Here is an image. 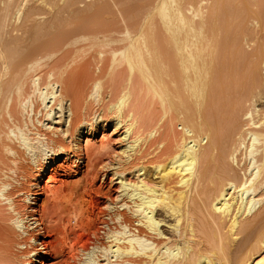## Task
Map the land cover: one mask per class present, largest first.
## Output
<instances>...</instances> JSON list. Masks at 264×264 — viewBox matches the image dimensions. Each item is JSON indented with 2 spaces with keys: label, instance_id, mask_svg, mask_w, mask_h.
Here are the masks:
<instances>
[{
  "label": "bare ground",
  "instance_id": "6f19581e",
  "mask_svg": "<svg viewBox=\"0 0 264 264\" xmlns=\"http://www.w3.org/2000/svg\"><path fill=\"white\" fill-rule=\"evenodd\" d=\"M59 1L0 0V186L10 184L6 196L7 201L12 202L0 201V264H42L40 255L46 254L52 246L39 241L50 234L57 242V264H264V0H234L229 6L222 3V8L219 4L202 8L203 0H179L177 7L173 8L175 1L172 0H148L137 12L136 18L131 16L134 18L132 24L129 25L123 18L126 21L119 20L123 23H118L116 19L118 25H124L119 28L116 25L117 29L112 27L113 30H103L104 26L102 30L100 27L92 29L94 26L90 24L91 29L88 26L83 28L86 27L83 26L86 11L82 12L78 7L77 10L84 15L83 20L81 14L73 10L78 13V16L74 13L75 17L81 18L82 22H78L80 25L83 23L79 26L82 29L77 28L78 24L75 26L78 31L73 24L68 26L76 33L64 30L67 26L62 33L60 28L56 30L59 33L54 31L55 25H63L66 19L65 16L61 20L64 22L59 24L57 17L53 24V18L59 15L57 13L51 21L47 20L56 33L49 32L52 29L49 26L45 30L47 33L32 30L29 26L32 31L26 30L21 37L15 38V34V37L7 39L5 30L8 31L6 23L9 19L18 23L21 17H25L33 22L44 11L52 9L50 7L54 8L53 4L60 6ZM79 1L82 3V0ZM220 1L218 3L221 4ZM62 2L66 5H61V8L70 5L73 8L78 0ZM59 10L63 12L58 7ZM184 12L190 13V16H185ZM96 13L94 11L93 14ZM119 14L116 11V16ZM99 15L94 18L98 20ZM155 15H159L163 25H166L164 29L172 34L177 27L175 21L182 22L181 30L185 36L181 37L185 43L173 39L175 46L170 51L148 46V42L154 44L157 40L146 34L158 27L156 22H152L157 17ZM90 17L87 20L90 21ZM211 18L218 22L212 23ZM15 31L18 33L17 29ZM218 33L224 35V40L234 50H231L234 59L230 61L233 64L227 67L230 69L232 64L233 71L223 82H243L240 90L236 86L239 91L236 92L234 87L232 93L231 89L233 95L227 94L228 91L223 94L227 95V99L226 109L220 114L221 124L218 123L221 128L218 126L217 130L216 124V132L215 128L212 131L213 119L207 117L202 120L194 112H190L187 120L178 119V115L176 121L182 124L178 125L182 131L181 138L170 142L173 147L168 151L167 158H163L164 164H154L150 171H146L145 166L135 162L140 153L136 150L137 135L145 132L147 138L157 144V149L161 148L157 126L167 111L164 110L157 124L143 123L137 106L128 104L139 94V81L149 71L145 59L157 58L156 95L162 106L166 101L170 104L173 100H169V96L175 99L174 94L179 92L177 81L186 79L188 82L189 73L197 77L205 67L206 61L199 59L200 55L189 60L188 46L194 45L198 52L204 42ZM83 45H88L87 49L84 47L85 52L82 50L84 53L81 51ZM56 47L63 50L60 56L57 54L60 49L57 48V51ZM93 48L100 50L92 53L91 60L80 61L81 65L76 66L82 54ZM106 48L109 50L106 51ZM107 54L109 60L105 58ZM107 60L109 66L117 67V71L119 67L124 68L121 72H126L125 78L121 74L124 80L117 90L119 98L114 106L117 111L108 123L121 132L119 139L125 144L120 150L123 160L106 167L119 185L118 203L111 208L108 206L105 211L98 209L95 213L96 204L87 185L84 191H87L88 200L84 195L79 200L73 199L71 190L74 189L68 188L71 191L69 195V190L65 193L64 180L58 178L61 169L56 161L62 158L66 163L76 158L82 165L90 154L84 152L81 142L89 141L99 124L102 130L107 126L105 116H90L87 109L89 99L99 94L101 81L96 75L98 79H94L96 82L93 81L92 90L87 86L90 92L86 87L80 90L78 79L83 77V80L91 82L94 75L90 78L89 74L76 73L90 67L101 71L99 65L106 67ZM145 78L148 85L154 87L148 77ZM217 96L214 93L205 96L204 102L211 106L208 109L213 111ZM229 96L233 98L228 100ZM196 103L195 107L202 102ZM212 111L209 110L210 116ZM29 141L37 153L41 151L42 141L55 148L56 153L39 166H34L24 151ZM105 147L103 145L100 149L107 154L109 146ZM34 173L35 176L32 175ZM31 175L34 182L29 181L32 180ZM127 175L134 180L127 181ZM41 190L48 195L50 201L47 202L52 206L49 205L50 210L32 207L37 205L36 192ZM29 197L30 203L27 202ZM85 200L88 206L84 204ZM122 211L133 219L136 227L126 222L128 218L124 220ZM17 214L35 219L27 235L22 236L11 225ZM93 217L108 218L101 221L103 229H96ZM100 230L104 244L99 241Z\"/></svg>",
  "mask_w": 264,
  "mask_h": 264
},
{
  "label": "rangeland",
  "instance_id": "374dc122",
  "mask_svg": "<svg viewBox=\"0 0 264 264\" xmlns=\"http://www.w3.org/2000/svg\"><path fill=\"white\" fill-rule=\"evenodd\" d=\"M74 1H76V0H74ZM145 1L144 0H90V1L89 0H82V3H81L78 0V2H80L79 4H78V2L77 3L75 2L78 5H76L73 2L74 3L73 4V8L72 7L70 8L71 5L70 6L67 5L69 7L68 8V7H64L67 4V1H65L66 4L64 5L63 4L64 1L62 2V0H61V1H59V4L58 3H56V4L64 5L63 8H61L62 7L61 5L58 6L59 9H62V11L65 8L63 12H60V10L58 11L57 5L53 4L54 8L53 7H50V8H52L54 10H52V9L49 10L48 9V10L44 11V13H42L43 16L41 15L42 17L41 16L36 17L37 19L35 18L36 20L34 19L33 22L31 20H26L25 17H21L22 19H20L21 21L19 20L20 22L18 21V23H16V22L14 23V21L12 19H9L8 22H7L8 24L6 23V28L8 27V31L5 28L6 29L5 31H6V34H7V35L6 34L5 35L7 36V39H8L10 37L12 38V36L17 34V35H15L17 37H15V36L14 37L18 38V36L21 37L22 32L24 33V32H26V30L28 32V31L31 30V28H32V30H40V32H41V30L42 31L44 30L43 32L47 33L46 32L47 31L46 28L49 26L47 24L48 21H51V18H53L54 15H58V14H59L58 16H55V18H53V19H55L53 24L56 23V18L57 17H59L57 19L59 20V24H60V23L64 22V21L61 22V20H64L65 16H66L65 22L63 23V25L60 24L59 25L60 27L58 26V24L55 25L56 29L53 28V25H52V27H50L51 26L50 25L49 27L52 28V29L49 32L52 31L51 33H56V32L59 33L56 30H59V28H60V33H62L61 31L67 26V29L65 28L64 30L68 31L70 29L72 31H69V32L76 33L75 31H78L79 29H82L80 27H81V25L83 23H81V25H80V22H82L81 18H82V20L84 18V15L81 14L84 11H86L85 12L86 13L85 16H87V18L85 17L86 20H83V22H85V24L83 26H86V27L82 26L83 28H87V26H88V28L91 29V27L94 26V28L92 27V29H95L97 27L98 28L99 27L103 28V26H104L103 30L104 29L106 30V28H109V30H111V29L113 30V28L116 25H118V23H123L121 21H126L127 20L126 22L129 25L132 24L134 22V18H132V17L133 16L137 17V15L140 12L141 8L144 7L145 3L148 2V0H145ZM172 1H175L174 3H172V8L173 7H177L176 5H178V3L180 2L179 0H172ZM203 1L204 2H202V8L203 7L204 8H208L212 4H213V6H216V5L219 4V5H221L220 7L222 8L224 4H225V6H229L232 2H234V0H221V1L219 0L221 2V4H220V3H218L219 1L217 2V0H213V1H211V0H203ZM262 1H261V3H262ZM87 3H89V4H87ZM214 3H217V4L214 5ZM222 3H223V5H222ZM227 3H229V4H227ZM235 3H236V1H235ZM203 4H204V6H203ZM193 6L196 7V5H193ZM78 7H79V10L81 9L80 10V11H82L81 13L77 10ZM119 7H121V8L119 9ZM209 8H212V6L209 7ZM71 9H72L73 12L71 11ZM73 9L77 10L78 13L81 14L80 15L81 18L77 17L78 18L77 19L75 17L76 14L78 16V13H76V11H74ZM96 9H100V11L99 10L97 11ZM88 10H90L89 11L90 13H88V15H87ZM101 10H103V12H101ZM119 10H121V12ZM50 11H53V12H50ZM55 11H58V12H55ZM94 11L98 12V13L93 14ZM116 11H117V14L121 13L119 15H121L123 17H121L119 15L116 16ZM118 11H119V13H118ZM66 12L67 13L68 12L71 13V14L69 13L70 16L72 15L71 18H68L69 15L65 14ZM220 12H221V10H220ZM48 13H49V15H48ZM60 13L64 14V15L62 14L63 18L61 17L62 15ZM74 13H76V14H74ZM99 13L101 15H99ZM134 13H135V15H134ZM184 13L187 14L186 12H184ZM217 14H219V13L217 12ZM95 15H99L100 17H98V16L97 17L100 20L98 18H97L98 20H96L95 19L96 17L94 18ZM219 15H218V17H219ZM45 16H47V18H45ZM88 16H92V17H90V19L92 18L94 21L91 22L92 19L90 21L87 20ZM155 16H157V15H155ZM185 16H190V13L185 15ZM215 16H217V15L215 14ZM74 17H75L76 20L74 19ZM23 18L26 21L24 20V22H23L22 21ZM122 18L126 19V20H122ZM154 18H153L152 22L153 21L156 22L155 26H158V27L155 28L156 31L152 32L153 34L151 32H148L146 34H148L147 36H149V37L150 36L151 37L152 36L155 37L157 40H155L156 41L154 43L155 45L152 44L153 42H148V46H151V48H152V46L153 47L154 46H158V48L160 50L165 49V50H169L170 51L171 47L175 46L174 42H173V39L177 38V39L181 40V42L185 41L181 37L183 35L185 36V34H183V31H182L183 30L182 29V27H183L182 26V22L177 21L178 19L177 20L175 19L176 20L175 22L177 23V27L175 28L176 23H174L173 28H175L176 31L175 32L173 31V34H172L171 32L166 31L164 29L166 27V25L165 24L163 25L159 15L157 17H154ZM212 18H215V17L212 16ZM212 18H211V20H212ZM116 19H117V21H116ZM215 19L218 20L217 17ZM10 20H11V22H10ZM58 20H57V23H58ZM78 20L80 22H78ZM101 20H103V21H101ZM119 20H121V21H119ZM213 20H212V23L216 24V22H218L216 20H214L215 21L214 22ZM39 21H40V23H38ZM45 21H46V23H45ZM67 21H69L68 22L69 24L67 23ZM87 21L89 22L88 24L86 23ZM115 21L118 22V23H116ZM27 22L30 23V24H28ZM41 23H43V24H41ZM101 23L104 24V25H102ZM105 23H106V25H105ZM23 24H25V28H24ZM49 24H51V22H49ZM71 24L74 25L75 31H73L74 29L72 27H71L72 29L68 27L69 25L71 26ZM77 24H78L77 28H79L78 30H77V28H75V26ZM89 24H90L91 27L89 26ZM20 25L21 26L23 25V26L21 27ZM123 25H118L117 28H119V27H121ZM18 26H20V27H18ZM29 26H31V28ZM42 26L43 27L45 26V27L42 29ZM105 26H107V27H105ZM33 27H35V28H33ZM19 28H20V30H19ZM50 28H48V29H50ZM102 28L100 30H102ZM14 29L15 30L17 29L18 33ZM53 29H55L54 31H56V32H54ZM22 30H24V31H22ZM11 31H13V33ZM43 32H41V33H43ZM8 33L9 34L12 33V34L9 35ZM22 35H24V34H22ZM223 37H224V35H221V33L220 34L219 33L216 34L212 39H210L207 42H204V44L201 47V50H199L198 52L195 50V46L194 45L190 44L188 46V48L186 50L188 52H190V54H191V57H189V60H192L193 58L197 59L198 56L200 55L199 59H203L204 58V60L206 61L205 67H204V69L202 71H200V74L197 77L195 75L189 73L190 74V76H189L190 80L188 82L186 81V79L183 80L181 78H180L181 80H179V81H183V82L177 81V84L179 83L178 84L179 85V89H178L179 92L174 94L175 99L172 96H169L171 98L169 100H171V101L173 100V102H172L173 104L171 102L169 104V101H166V104L164 106H162L161 102H160V99H159V96H157L158 94L156 95V93H157L156 92L157 91V85H155V81L157 79V64H158L157 63V58H155L154 54H152L153 58H155L156 60L155 59L154 60L153 59L149 60L147 58L145 59L146 66L149 68L148 69L149 71L146 72V75L143 76V79L141 78L142 81L139 79L140 80L139 81L140 87L139 86L138 87L140 88V90H139L140 92H139V94L137 93L133 97V99L129 101L128 104H129V106H131L132 104H135V106H137V109L139 110L138 113L140 114V117H141V122H143V123L144 122H148V123L150 122L152 124H155V123L157 124V122L160 120V117H162V115H164V112H165L164 110L167 111V113H166L165 117L163 118L162 122L160 124H158V126H157V128H158V138L157 139H159L158 143L162 144L161 148L157 149L158 148L157 144L154 143V140H150L149 138H147V135L144 134L145 132H141V133H139L141 135H139V134L137 135V140L138 139L139 140L141 139V140L137 141L138 144L136 143L137 144V149L136 150L137 151L139 150L140 153H139V155L136 156V159L139 160V161H137L135 159L136 160L135 162L136 163L138 162L137 164H139V165L145 166L146 171H150L151 167L154 164H158V163L162 164L163 163V158H165V159L167 158L168 151L170 152V149H172L171 147H173V146H171L172 145L171 143H173L174 140L177 141V140H179V138H181L182 131L180 130L178 125H182V124L180 122L179 123L177 122L178 119L187 120V116L190 117V115H191L190 112H194V113H196L195 116H200L202 118V120L204 118H207V117H210V120H211V118L213 119L212 122H211L212 123V125H211V130L212 131L215 128V132H216V124H217V127L218 126L220 127V125H219V124H221V121H220V118H221L220 116L221 115L220 114H222L224 109H226L225 108V101L227 99V95H223L224 92L228 91L227 94L230 93V95H231L232 93H234V87H235L236 92H237V91L240 90V87L243 85V82H240V81H235V82L232 81L233 84H231L230 81H228V82L224 81L223 82V79L225 77L229 76V72L233 71L232 70L233 62H230V61H231V59H232V61L234 59V53L232 52V51H234L233 47H232V45L230 46V43L228 44V42H226V40H224ZM182 40H184V41H182ZM58 47H60V46H58ZM58 47H56V50H57ZM82 47H81V51L84 49L85 45H83ZM87 47H88V45H86L85 48L87 49ZM64 48L66 49V47H63L62 49H64ZM69 48H67V49H69ZM225 48L227 49V52H226ZM71 49L73 50V48H71ZM86 49H84L83 51L85 52ZM94 49L95 48H93L91 51L87 50L85 54H82L83 51L82 52L79 51L80 52L79 56H81V54H82V57L84 56L83 57L84 59L82 57H80L79 60L77 61L79 64H77L76 66L81 65L82 62L84 63V62H87V61L91 60V58L93 56L92 53L93 52L96 53L98 50H100V48L99 49H95V50ZM58 50H57L58 51L57 54L60 56L63 53V52H61L63 50H61V48H58ZM107 50H109V49L106 48V51ZM248 50H251V48H248ZM65 51L66 50H64V52ZM88 51H89V53H87ZM90 55H91V57H90ZM209 55H210V57H209ZM106 56H108V58ZM106 56H105V58L109 60V54H107ZM207 56H208V58H207ZM108 60H107V62H108ZM80 61H82V62H80ZM109 63L110 62H108V64L107 63L106 64L109 66L110 65ZM230 63H232V64L230 66V69H228L227 67H229ZM199 64H201V61H199ZM102 65H105V63L102 64ZM107 65H105L106 67H104V68L101 66V64L99 65V67H101V71L102 72L100 71V69L99 70H97V68H96V70H95V68L93 69V67L92 68L90 67L89 69H84V70H81V71L77 70V72H76V73L79 72V74H81V75L89 74L90 78H92L90 75H92V74L94 75V76L92 75L93 76V80L91 82H89L87 80H83V77H82V79L81 78L78 79L77 87L80 90H83V88H85V87L87 89V86H88V89H90L94 85L93 81H95L98 78H99V81H101V83H100L101 87H100V90L98 92L99 94H97L96 97L89 99L88 105H87V109H88V113H89L90 116H93L92 114H96V115L100 114L101 116H103V118L105 116L106 120H107V122H106L107 126L102 130L101 129V124H99L97 126L96 131L94 132V134H92V136L89 137V141H85L84 140V141L81 142V146H82L84 152L86 151L88 154H90V156H88V158L85 159V161H84V163L82 165L78 164L76 158L71 159L69 161H66V163L64 162L65 159H62V158L61 159L59 158L58 161H56L57 162L56 165L61 169L60 171H58V173L60 174V176L58 178H61V179L64 180L65 193L67 194L66 191L69 190L68 188L74 189V190H71V191H73V195H72L73 199L74 198L75 199L78 198L77 200H79V197L81 195H84L83 197L88 200L89 198L86 196V192L87 191H84L85 190L84 186L87 185L88 187H90L89 193H90V195L93 198V202L96 204V208L97 209H95V211H94L95 213H98V211H97L98 209L100 211L101 210L105 211V210H107L108 206L111 208V207H113V205L118 203L117 196L119 195V192H120V189L118 187L119 185L116 183V180H114V178L112 177L111 171H109L106 167L108 165H112V164L118 162L121 159L123 160V158L121 157V154H120L121 153L120 150L124 148V144H125V142L123 143V141H121L119 139V135H120L121 132L114 130V128L111 126V124H108V123H109V119L112 118L113 116H115L114 114L117 111L116 108H114V106L117 103V99L119 98L118 97V94H119L118 91H119V88L121 86V83L123 82L124 78L126 77V76L124 77V73H126V72H124V71H123V73L121 72L124 68L120 69V67H119V69L117 71V69H116L117 67L116 68L115 67L113 68V66L107 67ZM111 68L113 70H111ZM97 71H99V72H97ZM116 71H117V73L119 72V74H117ZM90 72H92V73H90ZM237 72H239V71H237ZM98 73H99V75L101 77H99ZM101 74L102 75L104 74V76H102ZM114 74L117 75V76L115 77ZM121 74L123 75L124 78L121 76ZM81 75H79V77H81ZM96 75L98 76V78H97ZM145 77H148L147 80L152 82L151 86H154L156 88H154V87L151 88L148 85V83L144 80ZM90 78H89V80H91ZM237 82L239 83V85L237 84ZM91 83H93V84H91ZM229 83L231 85H228ZM236 86L239 88V90H237ZM92 88L90 90H92ZM88 89H87V92H90V90L88 91ZM231 89H232V93H231ZM208 93H214V94H216V96L218 94V96H219V98H218V96L216 97V98H218V100L217 99L215 100L216 101V102H214L215 105L213 104V107H212L213 111H212V109H208L211 106L209 107V105L204 102V98H205V96ZM178 96H179V98H178ZM134 98H135V100H134ZM232 98H233L232 96H231V98L229 96L228 100H230ZM136 99H137V101H136ZM167 100H168V97H167ZM222 100H224V101H222ZM198 101H199V104L202 102L201 103L202 105L201 104L197 105L196 106L197 108H196L195 105L197 104L196 102H198ZM218 101H219V103H217ZM216 103H217V105H216ZM196 109H198V110H196ZM209 110H210V112L212 111L211 116H210ZM214 111H215V113H214ZM216 112L219 113L218 116H217ZM203 113L204 114L207 113V114H209V116H206L207 114L204 115ZM215 115H216V117H215ZM176 117L178 119H176ZM165 118H166V120H165ZM148 120H150V121H148ZM219 127H218L217 130H219ZM102 144L107 146L105 148H108V146H109L110 150L108 149V152H110V153L107 152V154H106V152L104 153V151H102L100 149L103 146ZM99 150H100V152H99ZM98 158H100V159H98ZM138 158H140V159H138ZM165 159H164V161H165ZM94 160H95V162H94ZM96 161H97V163H96ZM110 163H112V164H110ZM91 166H94L95 169L94 168L92 169ZM91 170H95V171H91ZM32 175L35 176V173L32 174ZM33 176H32V180H29L30 182H34ZM126 178H127L126 179L127 181L129 180L131 182L134 180L133 178H131L130 175H127ZM71 191L69 190L70 193H68V195L71 194ZM34 192H36V191H34ZM36 194H37V196H36L35 199L37 201V205L32 206V207L36 208V209H41V207H45L46 208L45 210H47V209L50 210L49 207L51 205H50L49 202H47V200H48L47 196L48 195L42 190L41 191H37ZM80 200H81V198H80ZM48 201H50V200H48ZM80 202H82V201H80ZM83 202H84V199H83ZM84 204H86L88 206V202H86V200H85ZM122 212H121V214H123L125 216L124 220H126V218H128V220H126V222L128 221V222H130L131 226H135V224L132 223L133 219L131 220L129 215L127 217V214L125 215L126 212L125 213H124V211H122ZM56 213L59 214V211L56 210ZM102 219L103 218H99V217L98 218H96V217L94 218L95 226L97 225L96 229H98V228L103 229L104 228L103 224H101L102 223L101 221H107L108 218H105L106 220H104V219L102 220ZM0 224H1V222H0ZM47 225L49 226L50 224H47ZM100 231L101 232L98 234L99 235V241H100V243L104 244V241H102L103 237H101L102 230H100ZM39 242L40 243L41 242H45V243H48V244H50L52 246L50 251L46 250V252H47L46 254H48V256L46 254H41L40 255V256H42V259H39V260L42 262V264H57L58 260L56 258L57 255H55V254H56L58 248H57V245H56L57 242H56V238H54V235L50 234L49 236H47L45 238H40Z\"/></svg>",
  "mask_w": 264,
  "mask_h": 264
},
{
  "label": "clouds",
  "instance_id": "9594fccd",
  "mask_svg": "<svg viewBox=\"0 0 264 264\" xmlns=\"http://www.w3.org/2000/svg\"><path fill=\"white\" fill-rule=\"evenodd\" d=\"M26 158L29 162H31L34 166H39L44 163L48 158L53 156L56 153V149L50 147L46 141H42L41 151L37 153L33 148L31 141H29L28 147L24 150ZM10 187L9 183H4L0 186V201H7L6 193ZM11 204V201H7ZM28 203L31 202V198L29 197L27 200ZM35 219L31 217H24L20 214L15 215V217L11 220V225L20 233L22 236L27 235L28 230L32 227V223Z\"/></svg>",
  "mask_w": 264,
  "mask_h": 264
}]
</instances>
